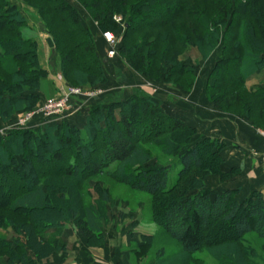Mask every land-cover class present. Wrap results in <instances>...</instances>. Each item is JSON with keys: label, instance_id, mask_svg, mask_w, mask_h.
Instances as JSON below:
<instances>
[{"label": "trees", "instance_id": "trees-1", "mask_svg": "<svg viewBox=\"0 0 264 264\" xmlns=\"http://www.w3.org/2000/svg\"><path fill=\"white\" fill-rule=\"evenodd\" d=\"M24 1L34 6L40 16L44 31L53 43V52L59 56L63 78L75 85L94 86L106 81L93 35L82 24L75 3L88 12V18L97 28L115 26L113 14H122L125 29L117 52L129 68L151 81L159 79L162 63L166 64L165 81L178 74L192 73L191 68L176 61L179 53L176 48H183L191 37H199L197 28L206 30L205 25L211 20L208 16L201 19L202 14L187 0H154L155 11L151 12L144 11L151 0ZM216 13L219 17L217 23L213 21L217 24L213 25L215 37L209 31L202 37L216 45L223 28L237 29L238 33L224 34L222 38L223 55L208 78L207 98L217 107L231 98L233 103L243 105L244 114L254 127L256 124L264 127V87L247 90L242 95L245 84L264 67V42L256 31L257 21L241 22L239 18L237 23H229L228 9L220 8ZM29 31L17 6L0 0V117L3 120L18 109L32 108L39 100L40 83L47 78V71L39 66L35 38ZM222 67L230 70L229 81L222 77ZM220 90L225 91L223 95L219 92L214 97V92ZM250 98L253 103L247 102ZM83 116V124L78 128L53 122L35 130L23 129L0 136V189H4V175H17L19 181L14 196H6L4 206L1 205L5 212L23 219L9 226L16 238L3 242L17 253V264H39L42 259L64 251L66 246L61 244L60 234L66 225L73 224L88 246H99L103 241L102 218L96 204L85 205L77 217L73 208L49 202V193H55L57 185L45 183L50 177L87 181L99 174L127 183L133 190L157 200L152 221L161 229L159 241L168 239L182 250L179 264L200 262L196 258L192 261L191 254L204 245L230 247L224 256H217L220 264H264V249L255 248L247 241L250 235L264 241L261 194L251 192L238 203L236 190L211 195L202 183L203 175H217L225 180L239 174L238 170L221 171L224 142L205 139L193 145L194 129L146 95L133 94L123 100L94 104ZM140 118L142 122L138 121ZM117 131L122 132L121 138L116 136ZM153 141H158L162 156L176 155L179 169L170 187L169 169L151 164L153 157L148 145ZM36 159L46 163L39 173L34 167ZM189 177L200 184L192 194H188L194 189L189 186ZM101 199L107 200L106 194ZM58 201H64L63 195ZM33 213L39 215L34 219ZM25 228L29 235L25 234ZM47 232L51 233L48 237L44 236ZM140 237L146 241L153 235ZM162 243L157 247V255L163 264L175 257V253ZM146 248V242L136 248L133 260H139Z\"/></svg>", "mask_w": 264, "mask_h": 264}, {"label": "rangeland", "instance_id": "rangeland-1", "mask_svg": "<svg viewBox=\"0 0 264 264\" xmlns=\"http://www.w3.org/2000/svg\"><path fill=\"white\" fill-rule=\"evenodd\" d=\"M68 1L72 2V0ZM187 2L189 4L195 5V8L199 11V14H202V17H200L201 19L205 16H208L211 20L206 23V30H203L199 27L197 28V32L200 34L199 37H191L187 40L183 48L181 46L176 48L179 52L176 61L179 62V65L185 66V68H191L192 73L189 75L178 74L176 76H173V78L168 81H165V63H162V65L160 66L162 69L159 79L157 81H151L149 79H146L143 75L135 73L131 68H129L126 65L124 59L121 58L117 50L113 57H107L109 46L103 39L102 35L106 32H110L116 37L117 45L120 46L122 44V35L125 29L123 25L124 20L122 14L117 12L113 14L112 20L114 21L115 26L112 27L108 25L106 26L107 28L104 27L105 29L97 28V26L88 18V12H86L75 3L74 6L78 10L79 18L82 24L90 30L93 35L94 41L98 40L99 44H101V49L99 48L100 54L98 56L102 62V69L105 73L106 81L94 86L70 84L63 78L60 72L59 56L53 54L52 61L55 67L51 73H48L47 71V78L42 80L40 83L39 100L30 109L21 108L14 111L6 120H3L0 117V136H6L13 131L23 130L17 126L18 120L28 113L36 112L37 110L42 108L48 100L56 95L58 88L61 85L80 88L82 93H95L99 91L98 98L94 100L87 99V97L84 96L74 98L71 108L67 112H65V114H63V116L57 121V123L60 122V124H65L63 117L68 113L74 114V118L76 120H79V117L83 116L86 111L89 110L94 104H106V102H108L109 100H113L110 95V91L114 92V90L110 87L113 83L112 81H114L115 76H124L125 78H128L127 72L124 71L126 69L127 71H131L132 73L138 75L142 79V83H144L145 85L150 86L151 88H158L159 90H163V92H167L168 94L174 96L173 98L178 101H182L184 99V102L195 104V102L198 101L195 98V94L193 92H202V102L208 103L213 108V110L219 114H225L237 119H242L246 124H248L250 129L257 131L261 135L264 142V138L262 136L264 135V127L259 126L260 124H256V127L253 126L252 121L249 120L248 117H246V115L244 114L245 111L243 110V105H237L233 103L230 98L228 101L225 99L217 107L207 98L206 85L208 78L210 75H212L216 63L219 59H221L223 55L222 38L224 37V34H237L238 30L231 29L226 31L227 27L223 28L219 33V38L221 37L219 43L216 45H213L212 42L207 38L202 37L204 33L208 34V31L211 32L215 37L213 25L217 23L219 17L216 12L221 8L229 10V23H237V20L239 18H241V22L251 19L254 24L256 20L257 23L255 28L257 34L262 38L264 42V2L253 1L249 4L246 3L245 0H187ZM8 3L17 6L18 10L25 18L27 26L31 29V31H29V35L35 38L37 57L39 49L46 52L47 48L49 47L47 46L45 39H50V36L44 31L42 20L40 19V16L38 15L35 7L25 2L24 0H8ZM147 3H149V7L144 9V11H155V9H153V4H155V1L151 0ZM239 4L241 5L240 7H238ZM259 6L261 7V9ZM261 16H263L262 20L260 19ZM117 19H120V21L116 22ZM214 20L216 21V23H213ZM162 30L163 29H161L160 31ZM51 50H53V48H51ZM226 68L227 67H222L223 73L221 75L226 81H229L228 78L231 77L229 74L230 70ZM262 70H264V67L262 68ZM130 84L132 83H125L122 91L127 93V88L130 86ZM260 87H264V72L259 74L258 77L254 79V81L245 84L242 95L244 96L247 93V90H254ZM219 92L223 95L225 91H215L213 96L216 97V94H219ZM247 98L248 97H246L245 100H247ZM247 102L253 103L254 100L250 98ZM201 106H199L200 109ZM138 121L142 122V119L140 118L138 119ZM75 124H77V122ZM76 126L78 128L81 127L82 124L80 123L78 125L70 127ZM116 134L118 138L122 137V132L117 131ZM100 146L101 145L99 144L97 145V147L99 148ZM148 146L151 149L153 157L151 164L165 166L167 169H169L167 170L168 186H172L179 169V164L176 161V155L174 157L162 156V154H160L158 141H153V143ZM33 161L35 160L33 159ZM36 162L37 164L34 163V167L35 170L39 173L40 170H43L44 164L46 163L44 160L37 159ZM192 173L194 174L197 172L192 171ZM212 176L216 175H203L202 183L204 189H207L206 187L208 186L216 184V182L223 183L224 181L228 180H221L220 177L215 178ZM17 177V175H4L2 182L4 189H0V264H17V253L11 251L10 245L7 244L6 246L3 242L4 239L16 238L15 233L12 231V229H10L9 226L10 224H15L14 222H17V220L22 222L23 219L19 216H12L1 209V205H3L5 197L14 196V193L16 192L19 184L18 179H16ZM190 179L191 177H189L187 181L189 183V186L194 187V189L189 191L188 194H192L193 192H195L200 185L194 183ZM45 183H54L57 185V187H55L54 189L55 193L54 191L49 193V202L56 205H66L68 209L73 208L77 217L81 215L82 209L85 205L90 203L96 204V206L99 208V212L102 218L103 233V241H100L98 247L102 248L104 247V245L108 243H116V241L123 244L124 240H128L126 238H130L132 239V241L129 240L128 243L121 246H126L124 250L129 252L131 264H162V259L157 255V247L160 243H162V241H159L160 238L162 239V235H160L161 229L152 221V214L153 211H155V208L153 207H155L154 204L157 202L156 199L150 197L144 192L133 190L127 183H122L100 174L91 177L87 181H81L74 177H58L55 179L50 177L45 181ZM103 193L104 195L106 194L107 200L101 199ZM55 194L57 195L55 196ZM61 195H63L64 201H61L60 203L58 201V198ZM38 215V213H33L32 217L36 218ZM25 230V234L29 235V231L27 230V228H25ZM131 233H135L136 236L129 237L125 235H131ZM50 234V232H47L44 236L48 237L50 236ZM104 234H106L107 237ZM141 234L153 235V238L144 241L140 237ZM60 235L62 242L61 244H64L66 246V249L68 247L71 249V247L74 248L75 246H79L80 244H82L80 238L84 240L83 237L80 236V234L77 232L73 224L66 225ZM247 237V241L252 242L251 244H253L255 248L260 249V247H262L264 249V241L256 240L253 235ZM144 242L147 243V248L144 250L139 260H133L134 258L132 256L134 254V250L143 246ZM157 242H159L158 246L156 245ZM162 244L168 245L169 250L175 253V257L170 259H168V257V260L166 262H163V264H179L183 256L182 250H180L177 245L171 243V241H168V239L163 241ZM228 248H230L228 247V245H204L199 251L191 254V259H200V262H193L191 264H220L219 257L217 256H224L226 254L225 251H229ZM62 252H58L51 257L42 259L39 264H51L53 260L60 261ZM192 261H194V259Z\"/></svg>", "mask_w": 264, "mask_h": 264}, {"label": "crops", "instance_id": "crops-1", "mask_svg": "<svg viewBox=\"0 0 264 264\" xmlns=\"http://www.w3.org/2000/svg\"><path fill=\"white\" fill-rule=\"evenodd\" d=\"M99 48L101 49V44L98 40H95V49L98 55L100 54ZM53 54V50L49 48L46 52L40 49L38 51L39 66L48 73H51L55 67L52 61ZM124 71L127 72L128 78L115 76L114 81H112L113 83L110 86L114 90V92L110 91L112 99L123 100L133 94L149 96L154 102L162 103L171 116L194 129L195 135L191 138L193 145L205 139L219 140L226 144V147L221 151L223 159L220 167L221 171L226 173L231 170H238L239 174L223 183L216 182V184L206 187L210 190L211 195L225 190H236L235 199L238 203H241L251 192L260 193L264 199V156L260 155L264 142L257 131L250 129L242 119L214 111L208 103L202 102V92L200 91V93L193 92L198 101L195 104L184 102V99L178 101L173 98L174 96L163 92V90L145 85L135 73L126 69ZM263 72L264 70L259 71L249 82L254 81ZM129 82L132 84L127 88V93L123 92L124 84ZM199 106H201V109ZM74 116V114L68 113L63 119L70 126L83 124L84 116L79 117V120H76ZM76 122L77 124H75ZM256 153L257 155H255ZM212 177L218 178L219 176ZM132 234L125 235L129 237L136 236L135 233ZM104 235L107 237L106 234ZM126 239L128 240H124L123 244L116 241V243H108L100 248L98 246H88L86 241L80 238L82 244L74 248L71 247V249L68 247L61 253V260H53L51 264H131L129 252L124 250L126 246H121L128 243L129 240L132 241L130 238Z\"/></svg>", "mask_w": 264, "mask_h": 264}, {"label": "built area", "instance_id": "built-area-1", "mask_svg": "<svg viewBox=\"0 0 264 264\" xmlns=\"http://www.w3.org/2000/svg\"><path fill=\"white\" fill-rule=\"evenodd\" d=\"M119 21L120 19L116 20V22ZM102 37L109 46L107 57L111 58L115 55L118 47L116 37L110 32L104 33ZM98 95L99 91L95 93H82L80 88L61 85L53 98L48 100L45 105L36 112L28 113L20 118L17 126L21 129H37L41 126L57 122L63 114L71 108L74 98L84 96L87 97V99L94 100L98 98ZM262 136L264 138V135ZM255 155H257V153ZM260 155L264 156V144L260 151Z\"/></svg>", "mask_w": 264, "mask_h": 264}, {"label": "water", "instance_id": "water-1", "mask_svg": "<svg viewBox=\"0 0 264 264\" xmlns=\"http://www.w3.org/2000/svg\"><path fill=\"white\" fill-rule=\"evenodd\" d=\"M47 46L51 49L53 48V43L50 39H46Z\"/></svg>", "mask_w": 264, "mask_h": 264}]
</instances>
